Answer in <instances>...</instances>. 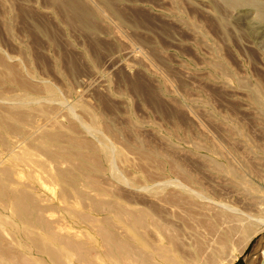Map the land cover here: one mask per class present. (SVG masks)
<instances>
[{"label":"rangeland","instance_id":"rangeland-1","mask_svg":"<svg viewBox=\"0 0 264 264\" xmlns=\"http://www.w3.org/2000/svg\"><path fill=\"white\" fill-rule=\"evenodd\" d=\"M79 1L0 0V264H264V0Z\"/></svg>","mask_w":264,"mask_h":264},{"label":"bare ground","instance_id":"bare-ground-1","mask_svg":"<svg viewBox=\"0 0 264 264\" xmlns=\"http://www.w3.org/2000/svg\"><path fill=\"white\" fill-rule=\"evenodd\" d=\"M59 1L62 3V5L67 7V13L71 19H73L75 21L76 18H78L81 22H84V23L87 22L86 14L88 13L89 9L87 11V9H85L86 7L84 6V4H82L79 0H59ZM227 1L231 5H236L237 3L240 2V0H227ZM244 1H246L248 3H252V4H256L258 2L256 0H244ZM241 3H242V1H241ZM68 10H74L78 16L75 13H72L70 15L71 12H69ZM89 12L91 13V11H89ZM260 19L264 21V13H260ZM105 152H107V151H105Z\"/></svg>","mask_w":264,"mask_h":264}]
</instances>
